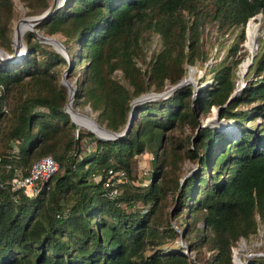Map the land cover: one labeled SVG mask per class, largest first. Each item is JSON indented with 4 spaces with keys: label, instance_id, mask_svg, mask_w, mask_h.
<instances>
[{
    "label": "trees",
    "instance_id": "1",
    "mask_svg": "<svg viewBox=\"0 0 264 264\" xmlns=\"http://www.w3.org/2000/svg\"><path fill=\"white\" fill-rule=\"evenodd\" d=\"M20 1L27 14L50 4ZM207 1L208 8L204 0H64L34 25L36 32L23 33L26 52L18 60L0 59V264H234L232 246L256 232L255 215L264 223V45L247 68L255 78L232 97V66L220 62L211 69L213 84L194 96L184 83L137 102L129 128L114 138L71 119L59 81L68 67L67 77H76L73 99L100 125L121 131L133 98L163 91L184 77L187 65L207 59L198 30L206 11L220 27H244L243 42L247 22L264 15V0ZM14 17L13 0H0V47L8 53ZM38 31L58 33L68 59L40 41ZM154 32L160 46L145 59L146 34ZM211 106L230 121V134L200 125ZM184 124L197 129L190 147L173 145L172 132L164 136ZM145 150L153 153L149 183L135 184L130 168ZM46 154L58 167L38 182L34 197L25 196L10 179ZM182 158H196L197 168L180 185ZM165 160L171 169L160 170ZM110 167L125 170L129 180L104 185ZM165 188L178 191L172 216L187 225L194 259L168 246L178 232L163 212ZM243 264H264V255Z\"/></svg>",
    "mask_w": 264,
    "mask_h": 264
},
{
    "label": "rangeland",
    "instance_id": "2",
    "mask_svg": "<svg viewBox=\"0 0 264 264\" xmlns=\"http://www.w3.org/2000/svg\"><path fill=\"white\" fill-rule=\"evenodd\" d=\"M51 2V0H50ZM207 0H204V4L206 8L210 5L207 4ZM14 10H15V17L12 21V31H11V38L13 34V26L14 24L21 18L22 16H27L25 12V7L23 6L20 0H13ZM204 13L201 18V22L199 24V36L202 42V46L204 51L207 53V59L204 62L197 61L195 65H187L186 72L183 78H186V83H191L193 85V96L197 89L203 88L207 85L213 84V75L211 69L216 66L220 62H226L232 66L234 77H235V87L234 89L238 88V91L242 89L244 84L248 79L255 78L254 73L252 70L243 73V68L245 66L246 57L249 56V53L254 48V43L257 42V47L259 45H264V15L261 13L259 16L256 14L254 17H251V21L245 27V40H240V33L244 27L241 28L240 25H230L225 27L218 26V21L211 17L209 13ZM186 16L188 13L184 12ZM36 29V28H35ZM37 31V29H36ZM35 32V31H34ZM38 33H41L38 31ZM53 36L54 38L61 41V36L58 33L49 35ZM22 42L24 43L23 37ZM44 42V41H43ZM236 49L233 47L236 45ZM50 44V43H49ZM52 45V44H50ZM12 46V44H11ZM160 46V38L157 33H148L146 34V45H145V59H148L153 51H156ZM53 47V46H52ZM1 48V47H0ZM260 49V48H259ZM258 51V48L256 49ZM239 58V60H238ZM143 64L142 60L139 59V62ZM68 67L63 68L60 76L59 81L62 83V76L67 79L70 83L75 85V75H68ZM64 85V84H63ZM67 89V86L64 85ZM170 86L164 85V90L169 88ZM195 90V91H194ZM147 92H157L155 90H149ZM75 93V92H74ZM145 93V92H144ZM68 97V94H67ZM74 98V97H73ZM67 101V100H66ZM66 103V102H65ZM72 106L77 110L89 114L92 116L89 107L81 101L72 100ZM65 107V105H64ZM200 122L204 126H214L217 129L224 131L226 134L231 133V123L230 121L226 120L225 118L220 117L218 112V108L216 106H211L210 111L200 116ZM259 120V119H257ZM250 126H254V123H250ZM82 129L85 127L80 125ZM88 129V128H85ZM196 130L192 128L189 124H184L183 126H177L174 129L166 130L164 136H167L170 132H172L171 140L173 145H180L190 147L193 145V138L196 134ZM186 136H189V140H186ZM168 141V139L166 140ZM165 143V142H164ZM3 148V147H2ZM6 151L8 150L7 144L4 146ZM153 158V153L145 150L139 155L134 158L132 166L130 168V175L133 177L132 181L135 184H147L149 183V174L151 170V159ZM168 160V158H167ZM167 160H165L161 164L160 170L163 169H171L170 165L167 164ZM197 168L196 158H182L181 160L176 161V171L179 174L180 185L187 177L190 175L195 169ZM161 173L156 174L155 180L160 178ZM169 184V182L167 181ZM179 185V187H180ZM179 190V189H178ZM178 191H172L169 188L164 189V201L165 205L163 207V212L167 213L171 218V223L176 227V231L178 232L176 238L169 239L168 246L175 245L173 249H176L178 246L182 247V251L187 254L191 259H194V252H189L186 240L184 239V228L181 223L182 217L181 216H172V211L175 206V201L177 197ZM175 199V200H174ZM140 204V203H139ZM138 202L133 203L130 207H137ZM145 206V205H144ZM143 206V208H145ZM257 230L255 233L251 234L248 238H239L236 243L232 246V261L234 264V258H237L239 261L238 264H243L247 261L250 257L258 255L259 253L264 252V223L261 222L257 215ZM181 223L179 226L178 224ZM199 224V223H198ZM187 227V225H186ZM178 245V246H177ZM168 248V247H167ZM165 248V249H167ZM202 256L208 257L211 253V250L206 248L205 245H202L201 248Z\"/></svg>",
    "mask_w": 264,
    "mask_h": 264
},
{
    "label": "water",
    "instance_id": "3",
    "mask_svg": "<svg viewBox=\"0 0 264 264\" xmlns=\"http://www.w3.org/2000/svg\"><path fill=\"white\" fill-rule=\"evenodd\" d=\"M63 2H64V0H51L50 4L42 12L36 13V14H29L27 16H22L21 18H19V20L13 26V34H12V38H11V44H12L13 50L11 53H8L5 50H3L2 48H0V59L7 60V61H16L26 52L25 44L22 42V36L20 35V33L19 34L16 33V30H17L21 21L26 24V27H25L26 29L36 32L34 25L36 23H38L40 20H42L43 18H45L46 16L50 15L52 12H54L60 5H62ZM260 14L261 13L259 12L257 15L259 16ZM36 34H37V37L40 41H44V42L52 44V46L56 50L61 52L68 59V54L65 50L64 45L62 44V42L60 40L54 38L53 36L44 35L41 33H36ZM256 49H257V42L254 43V48L249 53V56L246 57L245 66L243 68L242 75L246 72L249 64L251 63L253 56H254V53L256 52ZM186 81H187L186 78H182L180 81H178L174 85L170 86L169 88H167L161 92H145V93H142V94L136 96L135 98H133L130 102V111H129L128 120H127L124 128L119 132L112 131L110 129L105 128L104 126L100 125L93 118V116L86 114V113H83V112L77 110L76 108H74L71 103H72V100L74 97L75 85L70 83L67 79L64 78V76H62V83L67 86V94H68L64 110L69 113V115L73 121H74V119L71 115V112H74V113L82 116L86 120H88V122L90 124H92L94 127L98 128V130H100V132H102L104 134V136H99L95 133L98 137H102V138H111L112 137V138H114V137H117V136L124 134L127 131V129L129 128V125L132 121L133 112H134L133 107L137 102L147 100V99H152V98L159 97V96H164V95L168 94L175 87L186 83ZM237 91H238V88L234 89L232 91V93L230 94V97H232ZM200 125H203V124L201 123ZM259 254L264 255V252L259 253Z\"/></svg>",
    "mask_w": 264,
    "mask_h": 264
},
{
    "label": "built area",
    "instance_id": "4",
    "mask_svg": "<svg viewBox=\"0 0 264 264\" xmlns=\"http://www.w3.org/2000/svg\"><path fill=\"white\" fill-rule=\"evenodd\" d=\"M13 149L16 150V145L12 143ZM58 167L56 160L46 154L35 160L25 172H19L10 179V183L28 197H34L38 192V182L47 179ZM125 170L122 168H108L104 180V185L110 186L116 183L128 181ZM119 190L116 187L110 189V193L117 194Z\"/></svg>",
    "mask_w": 264,
    "mask_h": 264
},
{
    "label": "bare ground",
    "instance_id": "5",
    "mask_svg": "<svg viewBox=\"0 0 264 264\" xmlns=\"http://www.w3.org/2000/svg\"><path fill=\"white\" fill-rule=\"evenodd\" d=\"M251 20V19H250ZM249 22V21H248ZM247 22V23H248ZM26 27V24L24 23V22H20V24H19V26H18V28H17V30H16V33H20V35L22 36L23 35V33L26 31V30H28V29H26L25 28ZM71 115H72V117H73V119H74V121H75V123L78 125V126H80V125H82V126H84L85 128H88L89 130H92L94 133H96L97 135H99V136H104V134L102 133V132H100V130H98V128H96V127H94L92 124H90L89 122H88V120H86L85 118H83L82 116H80V115H78V114H76V113H74V112H71ZM236 259L237 258H234V260H235V263H239L240 261L237 259V261H239V262H236Z\"/></svg>",
    "mask_w": 264,
    "mask_h": 264
}]
</instances>
